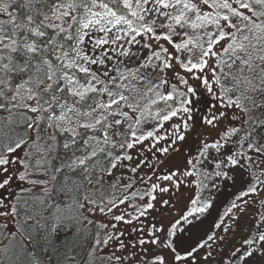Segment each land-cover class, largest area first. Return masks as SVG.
Here are the masks:
<instances>
[{"label": "snow or ice", "instance_id": "obj_1", "mask_svg": "<svg viewBox=\"0 0 264 264\" xmlns=\"http://www.w3.org/2000/svg\"><path fill=\"white\" fill-rule=\"evenodd\" d=\"M0 264H264V0H0Z\"/></svg>", "mask_w": 264, "mask_h": 264}]
</instances>
